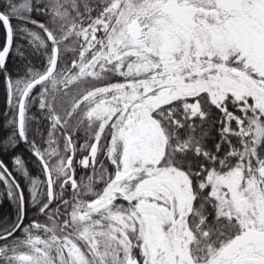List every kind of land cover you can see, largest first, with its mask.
<instances>
[{"label": "snow or ice", "instance_id": "1", "mask_svg": "<svg viewBox=\"0 0 264 264\" xmlns=\"http://www.w3.org/2000/svg\"><path fill=\"white\" fill-rule=\"evenodd\" d=\"M0 27V264H264V0H0Z\"/></svg>", "mask_w": 264, "mask_h": 264}, {"label": "trees", "instance_id": "2", "mask_svg": "<svg viewBox=\"0 0 264 264\" xmlns=\"http://www.w3.org/2000/svg\"><path fill=\"white\" fill-rule=\"evenodd\" d=\"M3 37V28L0 27V39ZM7 111L6 107V100H5V94H4V86L2 82H0V115H3ZM4 211H7L5 208Z\"/></svg>", "mask_w": 264, "mask_h": 264}]
</instances>
